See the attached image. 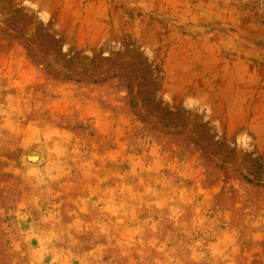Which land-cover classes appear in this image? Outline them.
I'll list each match as a JSON object with an SVG mask.
<instances>
[{
  "label": "rangeland",
  "instance_id": "374dc122",
  "mask_svg": "<svg viewBox=\"0 0 264 264\" xmlns=\"http://www.w3.org/2000/svg\"><path fill=\"white\" fill-rule=\"evenodd\" d=\"M0 264H264V0H0Z\"/></svg>",
  "mask_w": 264,
  "mask_h": 264
}]
</instances>
